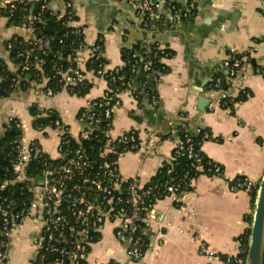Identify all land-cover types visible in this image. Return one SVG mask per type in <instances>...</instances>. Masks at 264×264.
<instances>
[{
  "label": "crops",
  "instance_id": "0c3cea01",
  "mask_svg": "<svg viewBox=\"0 0 264 264\" xmlns=\"http://www.w3.org/2000/svg\"><path fill=\"white\" fill-rule=\"evenodd\" d=\"M9 1L15 0L4 3ZM66 1L74 5L76 25L83 28L87 45L104 40L107 71L123 66L122 49L136 44L147 51L156 44L173 53L164 60L169 69L166 74L145 81L136 78L120 95L109 135L117 138L135 131L142 144L157 142L150 153L123 156L119 162L123 179L138 178L147 185L171 161L183 122H189L184 128L205 129L210 134L201 150L223 169L221 176L200 175L180 198L167 197L143 215L146 248L140 261L128 258L126 245L116 239L115 227L108 224L91 247L90 263L224 264L220 259L209 260L206 250L221 257L239 256L255 203L251 192L231 191L229 181L245 177L258 187L264 175V75L258 73L264 71L263 0H149L159 6L152 19L138 9L143 0H51L50 8L64 14ZM15 34L20 32L0 18V59L11 72L15 67L6 43ZM229 50L247 57L240 87L248 98L225 109L218 104L212 85L226 74L223 62ZM83 56L89 58L88 50ZM80 68L92 84L86 96L63 90L47 97L37 93L47 81L32 83L27 91L18 90L0 100V129L7 117L18 118L26 140L36 139L51 158L58 159L59 132L34 129L31 109L56 111L69 132L78 136L82 130L79 112L108 90L105 79L88 70L87 63ZM230 93L237 97L240 90ZM202 98L209 101L205 111L200 110ZM39 228L30 219L14 233L10 264L32 263Z\"/></svg>",
  "mask_w": 264,
  "mask_h": 264
},
{
  "label": "built area",
  "instance_id": "2783aa9c",
  "mask_svg": "<svg viewBox=\"0 0 264 264\" xmlns=\"http://www.w3.org/2000/svg\"><path fill=\"white\" fill-rule=\"evenodd\" d=\"M50 3L51 0L36 2L15 0L4 3L0 11H8L14 15L18 5L23 10L21 23L10 25L20 34H15L7 41L6 50L10 55L13 47L11 41L21 37L20 45L24 47L15 54L13 60L10 57L15 67L14 73L21 71L19 81H25V74L33 71V73L38 72V78L42 77L35 84H41L43 81L48 83L50 77L45 75L43 65L45 59L51 57L52 63L54 61L52 71L57 73L58 83L63 84V90L74 94L75 86L86 87L84 84L86 78L80 65L84 63L88 65L92 58L96 61L105 59L102 42L104 40L99 38L93 45L88 46L83 28L76 25L77 15L74 12L73 3L65 2L64 14L52 10ZM138 9L148 19H152L157 16L159 6L152 4L149 0H143ZM47 12L57 20L67 18V25L71 31L67 32L65 37L76 35L83 39L84 43L75 54L78 68L61 69L55 61L63 58V53L53 51L52 38L36 35V25L42 21ZM6 19L9 21L10 18ZM59 43L63 44V40ZM87 50L88 59L83 56ZM164 56L163 60L169 59L170 55L164 53ZM246 58L236 50H229L223 62L226 74L223 77H217L213 82V91L219 96L218 104L225 109H231L237 103L233 94L230 93L231 90L236 89L240 90V93H245L240 83L245 79ZM16 60L21 61L18 66L14 64ZM102 66L103 64L100 65ZM116 70L108 72L106 66L97 71L92 70L97 77L105 79L108 83V92L102 97L106 100V105L110 106L104 117L108 120L111 118L114 120L115 109L120 104L122 93L119 89L115 90L117 99L115 104L111 105L108 93H114V91L109 89V83H114L117 79L121 81L125 79L124 76L116 78L114 73H111ZM144 70L150 71V65H145ZM258 73L264 75V71H258ZM52 78L55 79V76ZM37 93L47 97L56 95L53 89L46 86L37 89ZM98 104L91 103L89 108L103 106L102 103ZM13 120L15 117L9 116L7 121ZM78 122L82 125V130L76 137L69 132L61 120L55 122L54 128L49 126L41 130L55 129L59 132L58 159L51 158L36 139L27 141L20 124L23 135L13 145L16 157L6 169V178L0 181V264H10L9 253L14 233L30 219L40 225L39 232L33 240L34 258L31 264H91L89 260L91 247L98 242L102 229L108 224L115 227L116 239L122 245L123 243L126 245L128 258L132 261H140L146 248L143 215L153 209L159 201L167 197L178 199L186 192L185 189L189 184L185 185L183 180L173 179L166 181L163 186H147L142 185L138 178L123 179L119 169V162L123 156L139 151L152 152L157 144L154 139L142 144L135 131L113 138L109 135L111 129H103L102 119L96 112L81 113ZM72 138L77 142L75 147H71ZM203 138L208 140L210 134L206 132ZM82 142L91 144L86 147ZM188 143L189 146L185 150L180 144L177 146V156L186 155L195 161L197 171H204L201 152L195 150L190 139ZM39 160H41L39 180L30 182L28 180L29 166ZM54 160L59 162L55 163ZM222 173V167L217 165L215 168H210L207 175L221 176ZM167 174H171L170 168ZM193 181L191 179L189 182L190 186ZM229 187L233 192H252L258 188L245 177L232 179L229 181ZM205 254L211 261L220 259L224 264H245V260L239 256L221 257L210 250H206Z\"/></svg>",
  "mask_w": 264,
  "mask_h": 264
},
{
  "label": "trees",
  "instance_id": "16d2710c",
  "mask_svg": "<svg viewBox=\"0 0 264 264\" xmlns=\"http://www.w3.org/2000/svg\"><path fill=\"white\" fill-rule=\"evenodd\" d=\"M23 15V10L21 6H17V9L14 13V15H11L8 13V11H0V18H10L8 21V25L11 24L18 25L21 23V18ZM77 20V18L75 19ZM67 18L64 17L61 20H57L55 17H51L50 14L47 12L44 17L42 18V21L36 25L35 33L37 36H43V37H50L52 38V49L54 52L61 51L63 53V58L57 59L55 63L61 69L68 70V69H76L78 68V65L75 61V54L76 51L80 48V45L84 43L83 39L76 35H70L69 37H65L64 35L71 31V28L67 25ZM63 40V44H60L59 42ZM22 41L21 37L14 38L12 42V49L10 50V57L11 60L15 57V54L22 50V47L24 45H20ZM104 43V41H102ZM160 48L156 44H152L150 46V50L147 51V49H143L141 44H136L132 47H126L122 49V60H123V66L118 68L116 71L111 72L114 73L116 78H119L120 76H124L125 79L123 81L116 80L114 83H109V89L113 90L114 93H108L110 99H111V105H114L116 102V95L115 90L119 89L122 92L129 89L132 86V83L134 79L139 78L140 81H145L148 77L151 78H159L161 75L166 74L169 69L164 64L163 58L164 53H169V58L173 56V53L168 50H159ZM164 52V53H163ZM70 59L68 60V58ZM21 63V61H15V65L18 66ZM91 64V65H90ZM106 66L107 62L106 59L96 61L95 58H92L91 61L88 63L87 68L88 70L97 71L100 68V65ZM54 65V61L52 63V58L47 57L45 59V63L43 65L45 75L50 77V81H48L46 88H51L54 90V92L57 94L61 92L62 83H58V76L57 73L52 71ZM145 65H150L151 70L145 71L144 67ZM110 72V71H108ZM107 72V73H108ZM37 73L30 72L29 74H25V81H19V76L22 75L21 71L14 73L11 72L7 66V64L0 59V100L10 98L14 93H16L18 90L27 91L30 87V84L39 82L41 78L37 77ZM55 76V79L52 77ZM223 77V76H222ZM23 78V76L21 77ZM19 81V84H18ZM18 84V85H16ZM86 87H74L75 93L79 97L86 96L91 88L92 84L89 83L87 80L85 81ZM108 92V91H107ZM150 98L153 95H149ZM248 98V92L245 91V93H240L237 97H235L236 102H242L245 101ZM93 103H102L103 106H90V108H84L82 109L78 117L81 113L88 112L93 113L96 112L97 115L102 119L101 125L103 129L110 130L113 124V119H106L105 112L107 109L110 108V106L106 105V100L103 98H99L97 100H94ZM31 114L34 118L33 120V128L36 130L41 131L42 129L46 127H55V122L57 120H61L58 113L54 110H46L41 111L37 110L35 108L31 109ZM8 117L6 119V122L3 123L2 128L0 129V181H3L6 177V169L10 167L11 163L15 159V150H14V143H16L20 137L23 135L22 128L20 126V121L18 118H15V120L9 122L7 121ZM110 123V125H109ZM109 125V127H108ZM188 126L189 122H183L182 126L178 127V139L180 141L181 147L183 149H187L189 146L188 139L191 140L192 144L195 147L196 151L201 152V156H203V165L205 167L204 171H197L195 166V161L193 159L188 158L186 155L183 156H177V149L173 152L172 160L169 162H165L163 166L159 169L157 174L153 177V179L147 184V186H163L166 181L171 180H183L184 184H189V186L185 189V191H189L192 189V186H190L191 179L195 180L200 175H207L208 170L210 168H215L218 164L210 160L201 150L202 144L205 141L203 138L204 134L206 133L205 129H200L199 131H192L187 128H184L183 126ZM85 126V125H84ZM67 128V127H66ZM104 141V137H102ZM84 146H89L91 143L89 142H82ZM77 145V142L72 138L71 139V147H75ZM49 157V156H48ZM50 158V157H49ZM45 159V158H43ZM40 161L34 162L29 166V181L30 182H36L39 180V172H40ZM211 161V162H210ZM55 163L59 162L58 160H54ZM211 163V164H210ZM220 166V165H218ZM171 169V174H167L168 169ZM252 199L255 203L256 201V195H257V188L253 190L252 192ZM250 229L247 231V233L242 238V244H243V251L240 253L239 257L243 260L246 259L247 255V249H248V239H249Z\"/></svg>",
  "mask_w": 264,
  "mask_h": 264
},
{
  "label": "water",
  "instance_id": "95a60500",
  "mask_svg": "<svg viewBox=\"0 0 264 264\" xmlns=\"http://www.w3.org/2000/svg\"><path fill=\"white\" fill-rule=\"evenodd\" d=\"M3 5L4 0H0V8ZM201 103L203 107H200V110L205 111L209 101L202 98ZM245 264H264V175L257 188Z\"/></svg>",
  "mask_w": 264,
  "mask_h": 264
}]
</instances>
